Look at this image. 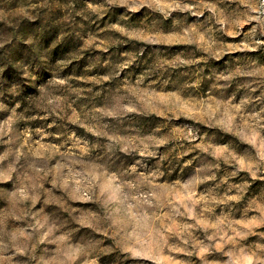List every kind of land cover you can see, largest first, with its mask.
Returning a JSON list of instances; mask_svg holds the SVG:
<instances>
[{"label":"rangeland","instance_id":"1","mask_svg":"<svg viewBox=\"0 0 264 264\" xmlns=\"http://www.w3.org/2000/svg\"><path fill=\"white\" fill-rule=\"evenodd\" d=\"M0 264H264V0H0Z\"/></svg>","mask_w":264,"mask_h":264}]
</instances>
